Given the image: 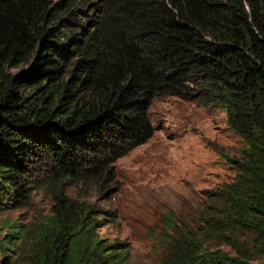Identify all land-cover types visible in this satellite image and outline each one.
Returning a JSON list of instances; mask_svg holds the SVG:
<instances>
[{"label": "trees", "instance_id": "trees-1", "mask_svg": "<svg viewBox=\"0 0 264 264\" xmlns=\"http://www.w3.org/2000/svg\"><path fill=\"white\" fill-rule=\"evenodd\" d=\"M162 96L224 110L245 146L192 224L168 217L160 264H252L217 246L243 251V234L264 253V0H0V213L38 188L53 201L23 264H128L67 191L113 179Z\"/></svg>", "mask_w": 264, "mask_h": 264}, {"label": "rangeland", "instance_id": "rangeland-1", "mask_svg": "<svg viewBox=\"0 0 264 264\" xmlns=\"http://www.w3.org/2000/svg\"><path fill=\"white\" fill-rule=\"evenodd\" d=\"M27 64L9 69L16 74ZM151 137L112 165L113 179L68 189L71 196L93 205L102 226L96 229L108 242H125L128 264H160L169 254L163 233L168 217L178 224H192L203 211L206 191L235 177L227 157H238L245 146L226 123L220 108L203 107L175 96L153 99L148 108ZM52 198L44 189L32 192L28 203L0 213V241L14 234L12 264H23L27 243L50 213ZM244 250L217 246L229 254H248L252 264H264V253L249 236L239 234ZM214 248V247H213ZM4 251L0 249V262Z\"/></svg>", "mask_w": 264, "mask_h": 264}]
</instances>
